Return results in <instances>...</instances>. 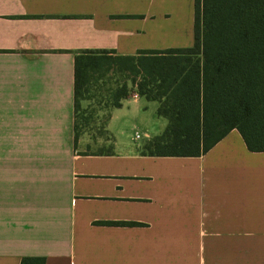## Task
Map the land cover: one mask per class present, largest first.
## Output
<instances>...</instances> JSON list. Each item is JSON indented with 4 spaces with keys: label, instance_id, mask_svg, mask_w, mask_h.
I'll return each instance as SVG.
<instances>
[{
    "label": "crops",
    "instance_id": "crops-1",
    "mask_svg": "<svg viewBox=\"0 0 264 264\" xmlns=\"http://www.w3.org/2000/svg\"><path fill=\"white\" fill-rule=\"evenodd\" d=\"M193 3L0 0V264H264V153L236 130L199 157L143 155L167 121L128 81L106 138L74 145V57L193 36ZM141 100L158 127L141 144L118 140L112 123Z\"/></svg>",
    "mask_w": 264,
    "mask_h": 264
},
{
    "label": "trees",
    "instance_id": "trees-1",
    "mask_svg": "<svg viewBox=\"0 0 264 264\" xmlns=\"http://www.w3.org/2000/svg\"><path fill=\"white\" fill-rule=\"evenodd\" d=\"M128 81L139 96L158 102L156 115L167 121L158 136L141 146V154L199 157L232 130L249 152L264 153V0H194L190 47L142 50L135 56L113 50L77 54L74 145L81 97L92 87L102 89L109 113L130 95ZM109 153L103 148L96 152ZM19 264H44V259L26 257Z\"/></svg>",
    "mask_w": 264,
    "mask_h": 264
},
{
    "label": "rangeland",
    "instance_id": "rangeland-1",
    "mask_svg": "<svg viewBox=\"0 0 264 264\" xmlns=\"http://www.w3.org/2000/svg\"><path fill=\"white\" fill-rule=\"evenodd\" d=\"M158 36L156 40L151 41V45L154 46L156 50L186 48L190 47L193 43L192 35L186 38L185 35L178 36L177 34L174 35V33L164 32ZM109 84L111 85V82ZM106 87L107 86L104 88ZM106 101L105 92L102 89L98 92L94 87L81 97L76 111L78 140L106 138V135L102 131L108 115ZM141 103L148 108L146 109L143 107L138 113L133 114V117L129 116L127 119H121L112 123L111 129L115 132V136L118 140L127 143L141 144L145 141L144 134L158 127L157 117L154 115L152 106L145 100H141ZM130 105H132V103ZM136 134L139 135L140 139L134 140ZM89 149L94 152L98 151L96 146ZM80 150H82V152H90L85 150L84 147Z\"/></svg>",
    "mask_w": 264,
    "mask_h": 264
},
{
    "label": "built area",
    "instance_id": "built-area-1",
    "mask_svg": "<svg viewBox=\"0 0 264 264\" xmlns=\"http://www.w3.org/2000/svg\"><path fill=\"white\" fill-rule=\"evenodd\" d=\"M139 137H138V135H136V139H138Z\"/></svg>",
    "mask_w": 264,
    "mask_h": 264
}]
</instances>
